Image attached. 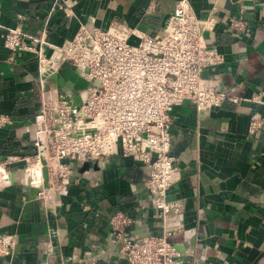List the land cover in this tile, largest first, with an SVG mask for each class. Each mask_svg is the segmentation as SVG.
<instances>
[{
  "label": "crops",
  "instance_id": "0c3cea01",
  "mask_svg": "<svg viewBox=\"0 0 264 264\" xmlns=\"http://www.w3.org/2000/svg\"><path fill=\"white\" fill-rule=\"evenodd\" d=\"M56 2L0 0V112L10 117L0 125V159L17 157L6 165L9 181L0 184V232L15 235L0 264H87L90 258L128 264L110 238L108 217L117 209L129 216L131 237L176 225L167 235L180 252L175 264H264V130L246 132L249 113H264V0H188L194 15L213 19L201 34L221 60L201 74L226 95L206 108L186 97L172 106L168 151L179 176L165 199L178 210L164 219L145 186V164L120 152L73 161L64 188L48 200L23 181L40 99L53 98L57 87L77 99L85 80L64 62L54 65L53 76H42L32 52L2 44L5 31L18 26L33 35L43 32L47 42L59 45L80 23L105 28L119 21L154 35L175 0H74L70 14ZM232 16L243 20L241 29L229 25ZM44 52L57 53L48 45Z\"/></svg>",
  "mask_w": 264,
  "mask_h": 264
},
{
  "label": "built area",
  "instance_id": "2783aa9c",
  "mask_svg": "<svg viewBox=\"0 0 264 264\" xmlns=\"http://www.w3.org/2000/svg\"><path fill=\"white\" fill-rule=\"evenodd\" d=\"M73 1L57 0L55 5L70 14ZM212 22L211 16L194 15L188 0H175L162 31L154 35L137 33L119 21L105 28L80 23L73 35L52 45L43 32L33 35L18 26L6 30L2 44L10 51L32 52L42 76L47 75L45 68L66 62L85 80L77 99L57 87L54 97L41 98L32 114L34 151L23 157L21 171L23 181L36 187V196L48 200L52 192L61 191L73 161L120 152L145 164L144 183L161 219L176 212L177 203L165 199L166 188L179 176L168 151L171 108L183 97L206 108L226 95L201 74L202 68L221 60L220 52L201 34ZM243 24L239 16L229 18L234 29ZM132 36L134 42L129 41ZM45 45L56 55L46 56ZM228 98L236 100L234 95ZM8 122L10 117L0 112V125ZM261 130L264 113L253 110L246 132ZM14 159L12 154L0 159V184L9 181L6 165ZM129 221L120 209L108 217L110 238L128 264L176 263L180 252L167 238L176 225L164 226L159 234L131 237L125 229ZM14 242V233L0 232V256L9 254ZM87 264L97 262L90 258Z\"/></svg>",
  "mask_w": 264,
  "mask_h": 264
},
{
  "label": "bare ground",
  "instance_id": "6f19581e",
  "mask_svg": "<svg viewBox=\"0 0 264 264\" xmlns=\"http://www.w3.org/2000/svg\"><path fill=\"white\" fill-rule=\"evenodd\" d=\"M44 70H45V72H46L48 75H51V76H53V75H54V72H53L52 70H49V68H48V67H47V68H45Z\"/></svg>",
  "mask_w": 264,
  "mask_h": 264
},
{
  "label": "water",
  "instance_id": "95a60500",
  "mask_svg": "<svg viewBox=\"0 0 264 264\" xmlns=\"http://www.w3.org/2000/svg\"><path fill=\"white\" fill-rule=\"evenodd\" d=\"M64 63H66V62H64ZM91 82L94 83V84H97V79L96 78H93L91 80ZM42 174L44 175V169L43 168H42Z\"/></svg>",
  "mask_w": 264,
  "mask_h": 264
},
{
  "label": "rangeland",
  "instance_id": "374dc122",
  "mask_svg": "<svg viewBox=\"0 0 264 264\" xmlns=\"http://www.w3.org/2000/svg\"><path fill=\"white\" fill-rule=\"evenodd\" d=\"M64 88H65V87H64ZM66 88H68V89H66ZM66 88H65V89H66L67 91H69L70 89H72V88H70V87H67V86H66ZM69 88H70V89H69ZM74 90H75V89H74ZM52 96H53V95H52Z\"/></svg>",
  "mask_w": 264,
  "mask_h": 264
}]
</instances>
